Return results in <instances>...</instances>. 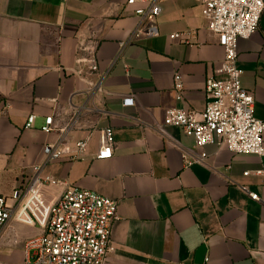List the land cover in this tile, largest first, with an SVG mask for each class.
I'll use <instances>...</instances> for the list:
<instances>
[{
  "label": "crops",
  "instance_id": "1",
  "mask_svg": "<svg viewBox=\"0 0 264 264\" xmlns=\"http://www.w3.org/2000/svg\"><path fill=\"white\" fill-rule=\"evenodd\" d=\"M141 5L0 0V194L13 204L14 189L44 162V145L61 139L63 132L41 129L47 116L60 129L78 117L62 141L68 152L42 170L58 180L45 187V197L54 201L78 187L118 201L115 250L105 264H264V157L209 144L206 162L198 163L192 137L177 127L157 130L170 108L204 111L206 79L221 78L224 50L202 2H161L159 34L130 39ZM174 33L183 36L172 39ZM81 40L97 41L99 72L77 64L86 56ZM237 65L264 121V12L258 31L239 41ZM101 72L103 91L91 95L89 82ZM176 72L184 82L181 100L173 91ZM126 97L134 103L125 106ZM106 126L114 130V154L91 157ZM87 138L89 157L73 159L75 143ZM41 234L38 226L12 220L0 234V264H23L26 242Z\"/></svg>",
  "mask_w": 264,
  "mask_h": 264
},
{
  "label": "built area",
  "instance_id": "2",
  "mask_svg": "<svg viewBox=\"0 0 264 264\" xmlns=\"http://www.w3.org/2000/svg\"><path fill=\"white\" fill-rule=\"evenodd\" d=\"M163 1L166 0H126L129 6L142 3L134 10L139 22L130 39L142 34L151 37L159 34L156 19L162 12ZM201 2L208 28L216 35L224 50V57L216 70L221 78L210 76L206 79L204 89L207 104L204 111L185 107L170 108L163 123L157 125V130L165 134V128L172 126L192 137L196 148L200 150L193 159L198 163L206 162L207 153L204 149L209 144L226 147L234 155L253 154L264 157V121L255 113L254 92L243 87V71L237 65L239 41L250 38L258 31L264 12V0ZM181 36L182 33H174L171 38ZM97 49V41L81 40L79 50L85 52L86 56H79L77 64L87 65L91 73L99 72ZM106 75L101 72L96 82H89L91 95L103 91L102 84ZM173 91L177 100L183 99L184 82L179 72L174 76ZM123 103L125 106L132 105L134 98L126 97ZM35 118L34 114L30 115L25 127H33ZM77 118L67 128L60 129L55 125L53 115L47 116L41 129L45 133L63 132L61 139L44 145V162L34 166V175L27 184L14 189L11 195L13 204H9L7 197L0 194V234L12 220L42 229L41 235L26 242L23 264H105L108 255L115 250L112 229L119 218L117 200L78 187H68L54 201H48L45 197V187L58 180L50 175H42V170L45 163L57 161L68 152L62 146V141ZM98 133L99 149L91 157L111 158L115 146L113 128L106 126L100 128ZM88 146V138L77 141L72 158L89 157ZM249 196L261 201L257 193L249 192Z\"/></svg>",
  "mask_w": 264,
  "mask_h": 264
}]
</instances>
